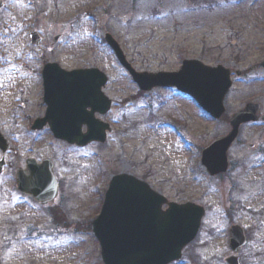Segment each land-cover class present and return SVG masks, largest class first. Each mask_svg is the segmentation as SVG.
Here are the masks:
<instances>
[{
    "label": "rangeland",
    "instance_id": "374dc122",
    "mask_svg": "<svg viewBox=\"0 0 264 264\" xmlns=\"http://www.w3.org/2000/svg\"><path fill=\"white\" fill-rule=\"evenodd\" d=\"M2 1L0 67H11L16 57L18 63L23 47L31 55L37 51L24 43L38 17L49 44L61 37L50 62L107 76L103 92L112 106L98 119L112 134L83 149L42 139L34 146L31 134L10 137L11 182L0 176V264H102L90 226L118 174L146 182L167 199L204 208L199 235L179 264H225L232 225L244 229L248 241L239 264H264V123L241 128L228 154L230 171L210 178L200 153L228 132L225 120H211L172 89L139 93L103 40L109 34L138 73L178 71L183 60L238 71L242 76L232 75L225 99L226 116L248 103L260 104L264 115V0ZM17 21L25 25L20 32L4 30ZM3 124L9 134L16 126ZM22 131L23 125L15 128L18 135ZM29 151L53 162L55 204L36 206L15 190L13 165L20 167ZM51 216L65 220L53 227Z\"/></svg>",
    "mask_w": 264,
    "mask_h": 264
},
{
    "label": "water",
    "instance_id": "95a60500",
    "mask_svg": "<svg viewBox=\"0 0 264 264\" xmlns=\"http://www.w3.org/2000/svg\"><path fill=\"white\" fill-rule=\"evenodd\" d=\"M105 40L140 91L175 88L191 98L212 119L222 117L223 101L231 87L229 70L187 60L178 72L136 73L112 38L107 35ZM261 67L264 70V62ZM48 68L55 72L44 76L46 118L43 123L34 125V129H40L41 124L46 123L56 139L78 147L92 142L104 143L106 131L110 132V129L93 116L95 113L105 115L110 109L111 102L102 93L107 82L105 75L96 69L66 73L55 66ZM259 111L258 105L247 104L229 118L228 134L218 137L201 152L200 164L210 177L227 172V153L238 137L240 126L264 121V117L256 116ZM83 126L86 127L85 134H81ZM7 149L0 136V150L4 153ZM2 164L3 160L0 171ZM16 186L19 192L41 205L51 202L56 196L52 163L44 161L36 165L28 161L26 171L19 170L16 174ZM166 203L163 197L152 193L131 176L113 177L101 213L93 222L103 264H170L178 260L182 249L194 240L204 210L193 204L169 203L168 210L162 212L160 209ZM229 233L230 249L237 253L245 244L243 231L233 227ZM226 262L237 264V259Z\"/></svg>",
    "mask_w": 264,
    "mask_h": 264
},
{
    "label": "flooded vegetation",
    "instance_id": "af4514ba",
    "mask_svg": "<svg viewBox=\"0 0 264 264\" xmlns=\"http://www.w3.org/2000/svg\"><path fill=\"white\" fill-rule=\"evenodd\" d=\"M13 27L16 28L15 33L20 32L17 30V28L20 27L18 22L14 26L8 22L6 29L9 32ZM39 29L38 22L35 27L30 28V31H35L38 34L37 39L39 44L37 46V52L32 53V55L30 52H23L19 60V62H21L20 64L15 62V64H11V67H0V134L8 140V142L11 141L10 137L13 139H16L18 136L28 138L30 134L39 139L51 136L46 123L44 125L41 124V128L37 130H34V125L43 123L46 118L47 105L44 102L46 91L44 87V76L48 77V73L53 74L55 72V70L52 72L48 68V65L51 63L56 64L55 62H50L49 59H51L50 56L52 52L53 55L55 54L53 48L57 47L60 41H54V38L52 39V43L49 44V40L45 38L44 31ZM3 59L4 55L0 58V61ZM45 67L48 69H45ZM1 122L2 124L16 125L13 132H11V134L7 132V134L4 130L5 128L3 129L4 124L2 127ZM19 125H23L21 135L15 133V128ZM29 153V156L23 160L20 167L13 165L15 171L25 167L28 159H34L37 162L40 161L34 154L31 152ZM4 160L5 165L2 175L9 171L7 154ZM14 175L15 174H13L12 177H14ZM168 200L176 204L181 203L172 199Z\"/></svg>",
    "mask_w": 264,
    "mask_h": 264
}]
</instances>
